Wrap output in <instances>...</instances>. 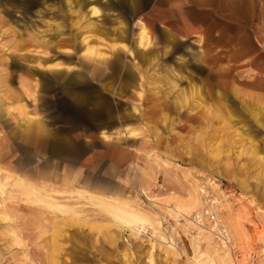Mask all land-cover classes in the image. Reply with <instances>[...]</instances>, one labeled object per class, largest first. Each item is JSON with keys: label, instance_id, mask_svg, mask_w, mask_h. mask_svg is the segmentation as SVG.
I'll return each instance as SVG.
<instances>
[{"label": "rangeland", "instance_id": "1", "mask_svg": "<svg viewBox=\"0 0 264 264\" xmlns=\"http://www.w3.org/2000/svg\"><path fill=\"white\" fill-rule=\"evenodd\" d=\"M149 1L0 0V264H264V71L216 70L161 28L137 54ZM241 1L225 0V41L264 50V0ZM207 200L226 244L190 221Z\"/></svg>", "mask_w": 264, "mask_h": 264}, {"label": "crops", "instance_id": "2", "mask_svg": "<svg viewBox=\"0 0 264 264\" xmlns=\"http://www.w3.org/2000/svg\"><path fill=\"white\" fill-rule=\"evenodd\" d=\"M243 4H242V3ZM231 0L233 13L240 15L245 1ZM254 7V6H253ZM225 0H150L146 8H139L136 20L139 22V39L144 43L145 53L151 41L156 42V29L161 28L168 33L172 39L190 40L198 43L199 52L206 62H213L214 69L231 68L239 77H253L257 72L263 70L264 65L257 59L259 54L264 53L260 41H247L244 37H236L225 41L224 34ZM235 8V10H234ZM108 9L105 8V13ZM151 16H147V15ZM93 17L92 11L89 14ZM192 15H210L211 20L216 23L214 27H208L201 22L195 23ZM156 17H158L156 19ZM161 17V18H160ZM92 27L93 32L103 37L109 44L127 43L126 36L121 34L114 26H108L99 18ZM157 21V22H156ZM242 30L251 26L249 22L242 23L240 20H227ZM219 24V26H218ZM138 39V44H139ZM155 40V41H154ZM155 44V43H154ZM147 48V49H146ZM137 55L141 65V73L149 61L155 62L153 53ZM140 75V74H139ZM259 75H264L263 73Z\"/></svg>", "mask_w": 264, "mask_h": 264}, {"label": "built area", "instance_id": "3", "mask_svg": "<svg viewBox=\"0 0 264 264\" xmlns=\"http://www.w3.org/2000/svg\"><path fill=\"white\" fill-rule=\"evenodd\" d=\"M208 201V203H207ZM206 201V205L199 211H197L192 217L189 216L190 221L194 225H204V222L207 221L211 230L217 235H219L220 241L227 243L229 242V235L225 227L221 224V220L214 210L210 200Z\"/></svg>", "mask_w": 264, "mask_h": 264}, {"label": "bare ground", "instance_id": "4", "mask_svg": "<svg viewBox=\"0 0 264 264\" xmlns=\"http://www.w3.org/2000/svg\"><path fill=\"white\" fill-rule=\"evenodd\" d=\"M34 186V185H33ZM30 190V189H29ZM149 199V198H148ZM102 201V200H100ZM117 202V201H116ZM97 203V202H96ZM108 203V202H107ZM58 205V204H57ZM112 207H114L115 209V218L119 221H121L122 223L126 224V225H130L132 222L133 223H136V224H139V223H143V224H146L147 222H150L151 219H149V217L143 213L142 211H139V210H126V209H122V207L120 206H115V205H111ZM56 207V206H55ZM127 207V205H126ZM61 210V209H59ZM63 210V209H62ZM64 210H65V207H64ZM72 210V209H70ZM163 220V219H162ZM161 220V222H162ZM160 222V224H161ZM146 226L143 227V229H140L141 230H146ZM162 227V225L160 226ZM153 228V227H152ZM150 230V229H149ZM154 230V235L157 233V231H160V230H157V228H153ZM156 230V231H155ZM145 233V232H144ZM162 235H165V234H162ZM162 239H165V237H161ZM167 238V237H166ZM166 240V239H165ZM226 244V243H224ZM223 244V245H224ZM240 263V262H239ZM245 264V263H244Z\"/></svg>", "mask_w": 264, "mask_h": 264}]
</instances>
